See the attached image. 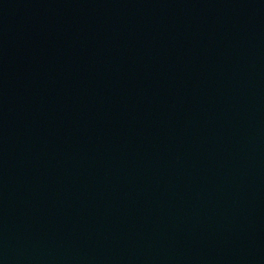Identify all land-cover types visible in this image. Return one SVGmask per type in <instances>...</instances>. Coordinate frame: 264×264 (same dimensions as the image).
<instances>
[{"label":"water","instance_id":"95a60500","mask_svg":"<svg viewBox=\"0 0 264 264\" xmlns=\"http://www.w3.org/2000/svg\"><path fill=\"white\" fill-rule=\"evenodd\" d=\"M0 264H264V0H0Z\"/></svg>","mask_w":264,"mask_h":264}]
</instances>
